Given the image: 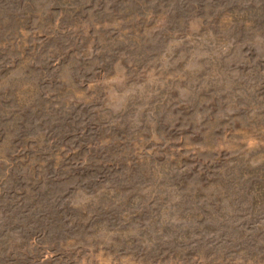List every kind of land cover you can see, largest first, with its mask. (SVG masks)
Instances as JSON below:
<instances>
[{"label":"rangeland","instance_id":"374dc122","mask_svg":"<svg viewBox=\"0 0 264 264\" xmlns=\"http://www.w3.org/2000/svg\"><path fill=\"white\" fill-rule=\"evenodd\" d=\"M0 264H264V0H0Z\"/></svg>","mask_w":264,"mask_h":264}]
</instances>
